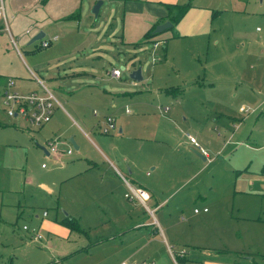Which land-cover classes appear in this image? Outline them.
Segmentation results:
<instances>
[{
	"label": "rangeland",
	"instance_id": "374dc122",
	"mask_svg": "<svg viewBox=\"0 0 264 264\" xmlns=\"http://www.w3.org/2000/svg\"><path fill=\"white\" fill-rule=\"evenodd\" d=\"M96 1L5 0L11 31L0 29V165L21 170L9 172L2 198L0 264H119L122 259L128 264H264V0H247L238 12L218 0L205 25L197 27L190 14L163 30L156 46V39L135 44L146 32L137 4L104 0L95 15ZM38 31L57 39L46 47L40 38L28 42ZM138 66L143 78L136 81L129 73ZM113 67L121 77L110 73ZM197 74L199 79L218 74L222 81L213 88L186 84ZM34 75L62 105L52 138L60 137L59 148L72 152H60L56 163L44 154L41 129L22 130L29 124L4 112L3 81L11 77L9 90L24 91L21 79L39 85ZM106 114L116 125L108 133L99 129ZM80 119L94 124L95 131ZM123 120L130 125L121 132ZM183 132L195 136L208 152L206 159ZM96 134L108 138V147L126 151L120 153L128 160L125 169ZM104 154L129 182L134 181L126 167L138 166L134 172L161 201L153 212L166 238L157 223L121 236L115 227L120 219L113 214L76 219L78 229L70 227L66 235L42 226L46 219L68 215L62 171L65 176L71 161ZM128 202L123 197L130 215L142 213L139 204ZM164 217L174 226L172 235ZM36 232L40 241L33 240Z\"/></svg>",
	"mask_w": 264,
	"mask_h": 264
},
{
	"label": "crops",
	"instance_id": "0c3cea01",
	"mask_svg": "<svg viewBox=\"0 0 264 264\" xmlns=\"http://www.w3.org/2000/svg\"><path fill=\"white\" fill-rule=\"evenodd\" d=\"M217 1L218 0H207V2H204V4H197V2H195L194 0H124L123 3L124 5H130L131 3H135L139 6V8H141L138 14L145 18L143 21H140V24L142 25L144 31H147L151 28H154L155 25L159 22H163L167 19L170 20L171 12L175 9V7L177 5H182L184 3H189L190 5L186 10V12L184 13V15L175 23H182V20H184L186 16L191 14V15H195L196 17L197 27L205 25V23L209 20V16L210 17L213 16L212 12L215 11L214 8L217 5L216 4ZM246 1L247 0H227V2H229L228 5L230 6L229 8L237 12L245 8ZM9 6L10 4L7 3L6 5L5 2V13L7 17H8V10L10 11ZM10 17H14V16H12L11 14ZM174 25L175 24L172 22V26L170 28H172ZM143 33L144 32H142L141 35H143ZM180 33L184 34L185 32L181 31ZM162 34L163 33L156 34L153 37V39H158L159 37H162L161 36ZM178 35L179 34L173 31L172 36H178ZM16 49L20 55L21 53L19 48L16 47ZM217 75L218 74L209 76V78L202 77L201 79H199V74H197L195 77L186 80V84H191L196 87L209 86L210 88H213L214 84H216L217 82L216 81L217 79H219L218 83H221L222 81V79L218 78ZM229 79L230 78H226L227 81ZM3 82L2 83L4 85L5 81ZM0 84H1V80H0ZM19 85L22 89L24 88L26 89L24 91H30L39 88V85H37L34 79L33 80L21 79ZM228 87L230 86L227 85L226 89H228ZM121 90L122 88L115 89L114 92H119ZM60 106L62 107V105L56 104L51 119L48 122L44 123L43 125L36 127L38 129H41V131H43L42 135L46 140L51 138L52 134L55 133V131L58 130L60 127L59 121L56 117V113H57L56 110ZM93 114L96 115L98 113H95L93 110ZM80 120L86 127H90V130L95 131L96 127L94 124L87 122L85 119H80ZM74 122L78 124L75 120ZM129 125H130L129 121L123 120L121 122V125L119 126V131L122 132L124 129L125 131H128ZM14 126L18 127V125H14ZM79 127L81 130L83 129L81 124L79 125ZM21 129L25 131H32L31 130L32 128H29L30 129L29 130L28 128L26 129V127L25 128L22 127ZM185 133L186 132H183L184 136H186ZM96 136L99 138L100 142H102L105 145V147H107L108 152L111 154L113 159L116 160V162L120 165V167L125 169V166L123 167V165H125L123 162L127 163L128 160L125 156H121L124 154H120V153L126 151L122 149H118L117 147L114 146L110 148L108 147L109 146L108 138L106 139L105 137L99 134H96ZM168 136H170L173 139L176 138V135L174 133H170ZM119 138L122 137L120 135H116V136L111 135L109 137V139H113V140H118ZM132 141H138L137 137L136 139H132ZM74 144L77 145L78 148V144H76L75 141ZM112 148L116 149V151H114ZM43 150H44V154L48 156L44 146H43ZM199 154L203 160L206 159V157L202 155L200 152ZM113 159H110L107 155L104 154L102 155L101 158L84 157L83 159L71 161L70 167L66 168V171L64 172L65 176L63 175V171L61 173L64 181L61 186V191L63 197L64 198L67 197V200L69 201V203L65 205L67 208V213L71 217H69L66 214V216H64L60 221L59 220L53 221L51 219L49 220L46 219L45 221H43L42 226L51 229L55 232H59L61 234L66 235L70 231V227L63 222L65 218L75 221L76 219H81L82 217H84L86 220H94L97 219L98 217L97 214L104 215L105 218L113 214L117 219H120L119 221L120 223L115 227L119 229L117 230L118 231L117 233L121 234V236L122 234L124 235L129 233L128 232L129 229L136 230L139 232L142 231V229L145 228V226H150V225L153 226L155 223H157L161 229L162 235L166 238L165 231L164 229L162 230V226L160 225L158 218L155 216L153 212L155 208L156 210L160 209L161 201L158 202L154 194H152L149 188H147L149 186H145L144 184H142L141 180L137 176V172L136 173L134 172L135 170L134 167L137 168L138 166H134L132 168L131 165H128L126 167L129 175L134 181V182H129L120 172L119 167L113 163L114 162ZM106 160L109 161V163H107ZM42 168H46V167H42ZM18 169L19 168L14 169L12 167L0 165V207L2 205V198L4 196L3 194L9 189V183H8L9 172ZM19 170H21V168ZM137 184L140 185L137 186ZM130 186L140 187L144 189L147 192L148 196L143 199L139 198L136 195H132V193L130 196H126L125 193L128 192L126 190L128 188L130 191ZM240 186H241L240 189H244L245 187V185H240ZM49 191L52 190L50 189ZM123 197L129 199L128 203L130 204H134L135 202L139 204L142 207V213L136 215H130L128 213L127 206L125 205L124 207L122 206L121 202L123 201ZM147 201L152 204L151 207L148 206ZM45 210H43L42 213L43 217L48 215L47 210H46V214H44ZM147 210H149V212ZM145 215H147L146 219H145ZM57 217L58 216L56 211V219ZM163 222H164V226L168 227L169 235H172L175 230L174 226L170 224V222L166 217L163 218ZM151 228L153 229V233H154L155 232L154 227ZM23 229L28 230V228L26 229L24 227ZM153 233H151V235H153ZM135 243L136 242H134L133 244ZM179 257L184 262H187L184 253H179ZM121 262H126V261L122 259L120 260L119 264H121ZM131 264H136V262H132Z\"/></svg>",
	"mask_w": 264,
	"mask_h": 264
},
{
	"label": "built area",
	"instance_id": "2783aa9c",
	"mask_svg": "<svg viewBox=\"0 0 264 264\" xmlns=\"http://www.w3.org/2000/svg\"><path fill=\"white\" fill-rule=\"evenodd\" d=\"M5 0H0V29H4L7 32L10 33V28L8 24V18L5 13ZM3 24L2 28L1 25ZM26 33L31 32V26L25 30ZM45 35V34H44ZM44 35L40 38V46L46 47L48 46L53 40L57 39V35H52L48 38H45ZM11 40L16 45L15 39L11 36ZM155 40V39H153ZM159 43V40L156 39L154 41L153 45L156 46ZM18 48V47H17ZM110 73L115 77H121V71L117 67H113ZM37 79V82L39 83L38 89H33L30 91H11L9 90L10 87L14 84V79L11 77H8L5 80V90H4V112L6 115L13 119H23L26 121L29 125H26V129L30 128V126L39 127L43 125L44 123L48 122L51 117L53 116L56 104L61 105V103L58 101L55 94L44 84L43 80L38 78L36 75H34ZM168 110V106H165L162 108L163 112H166ZM126 111H130L128 107H126ZM95 113H98L97 110L94 109ZM105 123L103 125H99L100 131L104 133H108L113 131L116 128L115 125V119L110 114L104 115ZM185 135L188 137V139L198 147L199 152L207 156L208 152L206 149H204L202 146L199 145L197 139L195 136L190 134L189 132H186ZM62 143L60 137H51L46 140L44 148L47 151L48 156L52 155L55 157V163L58 162L57 155L61 153H67L70 154L72 152V148L69 147L67 149H60L59 145ZM125 159V158H124ZM42 167H47L46 163L41 164ZM136 195L139 198L143 199L148 196L147 192L140 188V187H132L130 186V191L126 192V196ZM203 211L207 210V207H204L202 209ZM195 212H198L199 209L197 207L194 208ZM44 214H46V210L44 211ZM24 228H28L26 225H23ZM42 238V235L40 233H34L33 240L39 241ZM121 264H128L126 262H121Z\"/></svg>",
	"mask_w": 264,
	"mask_h": 264
},
{
	"label": "water",
	"instance_id": "95a60500",
	"mask_svg": "<svg viewBox=\"0 0 264 264\" xmlns=\"http://www.w3.org/2000/svg\"><path fill=\"white\" fill-rule=\"evenodd\" d=\"M103 4V0H97L95 2V4L92 6V12L97 15L98 12H99V9L101 7V5ZM172 26V21L167 19L163 22H159L155 25L154 29H153V33L154 34H159L161 33L163 30L169 28ZM44 35V32L43 31H38L30 40L29 42H32L33 40L35 39H38V38H41L42 36ZM129 76L136 80V81H139L143 78L142 76V73H141V66H138L137 68H135L133 71H131L129 73ZM70 140L72 141L73 145L75 146V148H77V145L74 144V140L73 138L71 137ZM47 153V151H46ZM198 153V152H197ZM200 155V154H199ZM204 158V157H203Z\"/></svg>",
	"mask_w": 264,
	"mask_h": 264
},
{
	"label": "trees",
	"instance_id": "16d2710c",
	"mask_svg": "<svg viewBox=\"0 0 264 264\" xmlns=\"http://www.w3.org/2000/svg\"><path fill=\"white\" fill-rule=\"evenodd\" d=\"M189 3H184V4H182V5H177L176 7H175V9L171 12V17H170V20L173 22V23H175V22H177L183 15H184V13L186 12V10L188 9V7H189ZM153 29L154 28H151V29H149V30H147L146 32H145V34H144V38H143V40L142 41H140V42H137V43H135L136 45H138V46H140L143 42H146V41H149V40H153V37L156 35V34H154L152 31H153ZM63 222L65 223V224H67L69 227H71V228H76V229H78V226H77V223H76V221L75 220H69V219H67V218H65L64 220H63Z\"/></svg>",
	"mask_w": 264,
	"mask_h": 264
}]
</instances>
